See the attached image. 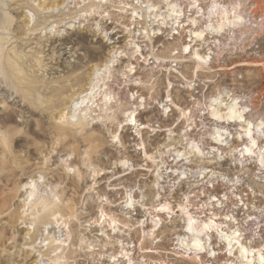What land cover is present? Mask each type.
<instances>
[{"label": "rangeland", "instance_id": "rangeland-1", "mask_svg": "<svg viewBox=\"0 0 264 264\" xmlns=\"http://www.w3.org/2000/svg\"><path fill=\"white\" fill-rule=\"evenodd\" d=\"M192 1H177L185 10L181 23H191L193 14L201 16L186 4ZM217 1L230 9L238 3L236 10L244 22L220 34L208 33L206 44L192 43L201 48L200 54L209 56L207 64L196 71V62L179 49L180 42L190 38L188 33L171 36L170 29L163 27L157 37L150 35L149 39L143 34L145 20L159 23L157 14L149 9L156 7L159 13L164 9L161 0H106L104 4L98 0H0V264H125L118 255L114 263L110 260V255L120 252L121 242L128 252V245L135 244L134 258L143 257L148 263L198 264L193 258L176 257L174 243L182 233L178 206L184 201L196 220L217 215L218 221L225 222V217H233L236 224L229 226L236 228L238 223L240 230L254 238L258 236L253 231L260 226L262 240L255 242L264 244V184L253 177L258 165L233 166L227 157L213 163L194 157L188 163L185 157L171 161L175 146L179 148V134L168 138L165 131L174 128L176 133L193 136L205 148L215 146L210 143V126L219 122L210 115L209 107L218 106L213 103L215 98L224 104L228 95L240 97L250 119L264 121V0ZM211 2L198 0L200 5L193 7L205 13L211 11ZM136 8L143 12L141 22L134 21L140 18ZM45 19L46 23H39ZM201 22L198 25L205 24ZM77 40L99 51L77 71L82 72L80 81L73 79L76 73L62 70L65 63H73L69 51ZM61 42L67 43L60 46ZM133 43L142 45L145 61L134 53ZM181 56L188 61H180ZM174 57L179 60L166 62ZM129 63L137 65L136 73V69L128 72ZM240 63L247 64L237 65ZM170 65H176L180 73L170 70ZM60 87L63 92L58 91ZM137 87L146 99L144 107L138 106ZM167 92L184 115L176 107L167 115L159 114L156 102L165 100ZM126 107H135L136 113L140 110V121L157 124L163 131L150 127L140 130L139 136L134 123L123 121ZM6 114L11 120L5 119ZM141 139L153 158L144 155L143 146L133 144ZM231 140L238 144V139ZM184 147L187 145L180 149ZM160 152L165 154L160 157ZM163 162L162 171L167 168L168 177L163 176L156 185L163 189L158 200L169 201L177 217L165 219L158 230L160 241H155V249L159 253H142L151 247V239L143 237L137 226V219L145 218L144 212L136 202L134 210L127 209L123 201L131 190L138 200L143 192L150 205L156 197L152 174L155 165L163 166ZM170 164L185 165L182 169L189 177L180 179L182 175L172 173ZM140 165L146 170L137 169ZM204 170L213 174H202ZM29 175L40 181L35 200L27 204L28 191L22 185L30 179L22 178ZM228 178L230 182L241 179L233 194L224 193L227 186L222 181ZM237 197L248 210L236 206ZM43 216L46 218L39 222ZM110 217L116 220V233ZM211 244L220 250V259L213 264L229 258L214 236Z\"/></svg>", "mask_w": 264, "mask_h": 264}, {"label": "bare ground", "instance_id": "bare-ground-1", "mask_svg": "<svg viewBox=\"0 0 264 264\" xmlns=\"http://www.w3.org/2000/svg\"><path fill=\"white\" fill-rule=\"evenodd\" d=\"M49 1H53V0H49ZM177 1L178 0H161L162 8H164V9H162L159 13L157 12L156 7L149 9V10H152L154 13L157 14L156 16L159 18L158 19L159 23H154V21L152 19H151L152 22L149 21L150 19L145 20V25L143 28V34H145V37L147 36V38H149V39H150V35H151V37H157L159 35H162L161 31H160L161 28L163 29V27H166V28L170 29L171 36L179 35L181 37L182 32L185 31L186 33H188V36L190 38L187 39L186 43L181 41L180 45H179V49L181 50L182 55H184L185 57L190 58V60H193L196 62L194 68L197 69L196 71H200L198 68L200 67V65L207 64V62L209 60V56L200 54L199 51L201 50V48L200 47H193L192 43L201 42L202 44H206V39L208 38L206 35L208 33L220 34L223 31H225V28H227V30H229L231 28L239 27L240 24L242 23V21L244 20L242 14H240L239 11L236 10V7L240 6V5H237L238 4L237 3L236 7H232L230 9L227 6H225L224 3L221 4L217 0H213V2L210 3L211 6L208 7V8H210L211 11H206V12L204 11L205 13H203L201 11L202 8L196 7L197 9L200 10V11H198V10H195V7H193V5L195 6V4L200 5V3H198V0H193L192 2H188L186 4L190 5L191 8L194 9V10L192 9L191 12H196L197 14L200 12L201 16H197V17H200V18L203 17L201 20H202V22L204 21L205 24H203L201 22V20H199L202 23V25H198L199 21H198V19H196L197 17L194 14H193L194 16L192 15V18L190 20L191 23H181L182 22L181 19L184 16L185 10L183 7L184 5L181 6L182 4H179L181 2H177ZM188 1H191V0H188ZM101 3L102 4L106 3V0H98V4H101ZM183 4H185V3H183ZM233 5H234V3H233ZM139 6L144 8L145 4H144V6H142V3H140ZM216 6H218V8ZM28 8H29L28 11H32V6H31V8L28 6ZM208 8H206V9H208ZM223 8H225L226 10H224ZM149 10L147 9L146 12L149 13L150 12ZM139 11L136 8L135 13L139 14L140 18H135L136 20H134V17H136V16L132 17V19L135 22H137V21L141 22L139 20H142L141 16H142L143 12L140 14ZM205 14H207V15H205ZM150 16H151V14L148 17L152 18ZM219 16H220V18H218ZM47 21L48 20L45 19L39 23H46ZM213 21L215 23H212ZM155 22H156V20H155ZM42 25H44V24H42ZM0 35H1V32H0ZM65 43H67V42H61V43H59V45L62 46ZM70 43H72V42H70ZM85 43L81 42L80 40H77L72 44V47L69 51V54H70V57L74 58V61H73V63H70V62L65 63V65L62 68V70H65L66 73H70V74L76 73L73 77V79L75 81L81 80V73L82 72L78 73L77 71H79L80 69H82L84 67V64H85L84 60H87V61L92 60L94 57H97L99 54L98 47H95L93 45L89 46L88 44H85ZM133 44L136 45V49L134 50V53H136V54L140 53V55L143 57V61H145L144 60L145 56H144V51H143L142 45H140L139 43H133ZM1 47H2V45L0 43V51L3 49ZM79 50L83 52L82 55L77 54V52ZM62 55H65V53H62ZM181 57L183 58V56H181ZM176 59H177V57H174V59L166 60V62H170V63H172L174 61L177 62ZM177 60H179V59H177ZM180 61L186 62L188 60H184V58H183ZM246 64L247 63H240L237 65L242 66V65H246ZM127 67H129L128 72H132V71H134V69H136V71H134V72L135 73L137 72V65H133V63H129L127 65ZM174 67H176V65H170L169 69L172 70L174 73H180L177 70V68H174ZM233 67L234 66H231L230 68H233ZM10 68H12V67H10ZM186 82L188 83V85L192 84V81L187 80ZM168 84H170L169 81H168ZM193 86H194V84H193ZM188 88L190 89V87H188ZM58 91L63 92L64 87L58 88ZM135 92L138 94L139 87H137V90ZM126 94L128 95V92H126ZM132 95H133V93L131 94V96ZM228 97L229 98L227 99V101L228 100H230V101L223 102L224 104H220L222 99H220V101H219V100H216V98L214 97L215 99L213 100V103H216L215 105H218V106H210L209 107L210 108V115L217 120V123L219 122L218 124H216L214 126H210V129L213 130V132L210 131L211 132L210 133V141H211L210 143L219 145L220 147H218V146L216 147V145L215 146L213 145V146H209L208 148H205L199 141L196 140V138H194L193 136L189 135L186 132L185 133H180V132L176 133L173 130L174 128L172 130H171V128L165 129V131H167L168 138L179 134V140H178V142H180V144L178 145L179 148H176V146H175V151H173L172 155L174 153H176V156L173 157V159L171 161H178L179 159L182 160V157H185L187 160V163H188L191 161V160H188V158L191 159L192 157H194L195 159H197L201 162L213 163V162H216V160L220 161L224 157H227L230 161V165H233V166H245V165H249L251 162H255L258 165V168L255 171V173L253 174V177L258 183L264 184V130H263L264 121L260 120V119L259 120L250 119L249 116L247 115L248 113H247L246 104H243L241 101L239 102L240 97H238L236 95L235 96L234 95H228ZM138 98L140 99V103H138V106L144 107V105L146 104L145 97H143V95L139 92ZM156 103L160 104V106L158 107V108H160V112H161V113L159 112L160 115H167L169 112H172V108H175V107L180 110L182 115L185 114L184 110L175 104V101L172 99V97L170 96V94L168 92L166 93L165 100H163V98H162L161 101L159 100ZM112 106L113 105L110 104L109 109ZM136 110L137 109L135 107L124 109V111H123L124 120L123 121H126V123H131V124L134 123V125L136 126L135 131L138 132L139 136L142 133L140 130L148 129L150 127L156 126L157 129H153V130L163 131L160 129V126L157 124L152 125L151 123H147L148 122L147 120H146L147 121L146 123L140 121L141 111L139 110L136 113ZM5 119L11 120L10 115L6 114ZM224 122L226 124H224ZM211 125H213V124H211ZM134 136H136V135H134ZM232 138L238 139V144L233 145V142L231 140ZM133 140H134V137L132 138V141ZM133 144L135 146H138V145L143 146L144 155L146 157L148 156L149 159L154 157L153 154L149 155L148 152L146 151L144 140H142V139L139 141L136 140L135 142H133ZM182 145H187V148L184 147L183 150L180 149V146L182 147ZM166 147H169V145ZM166 152H168V150ZM160 153H161L160 157L163 156L162 154H165L164 152H160ZM175 158H177V159H175ZM212 158H215V160L211 161ZM145 160H146V158H145ZM162 164H163V166L155 165V166H157V168L154 171V173L152 174L153 185H154V187H156V192L154 193V196H156V197H155L154 201H152L150 203V205H147L148 203H146L144 201V199H143L144 195H142L143 192L141 193V191H139L141 193V200L136 199L135 196L133 195L132 191L130 190L129 193H127V195H126V199L123 201L125 203L127 209L134 210L135 209V202H136L138 205L136 207L141 208V210L144 212L145 218L137 219L138 225L137 224L136 225L141 228L142 233H143V237L146 235V237L151 239V244H150L151 247H150V249H146V250L142 251V253H155V254L159 253L157 251L158 249H155L156 244L158 243V241H160V239L157 237L158 233H159L158 230L164 224L165 219H167V218L168 219H170V218L175 219L177 217V215L174 214L175 211L171 207V203L169 201L163 200V201L159 202V200H158V198L160 197V191L163 189H162V186L159 187L156 185L159 183V181L161 179H163V176H164V178L168 177V175L165 176L167 174V172H166L167 168L163 169V171H162V168L164 167L165 163L163 162ZM140 166L141 167H139L137 169L146 170L144 165H140ZM169 166L172 169V173L177 172L178 175H180V174L182 175V176H180L181 177L180 179H186L187 176L190 174L189 172H185V170L182 169L183 166H185V165H183L179 168L176 166V164H174V165L170 164ZM129 167L132 168V165H129ZM170 168H169V170H170ZM203 169H204V167H203ZM24 170H27V168H25ZM160 170L164 173H160L161 172ZM207 172L213 174L212 170H209V171L204 170L201 173L203 174V173H207ZM38 173L40 174V176L42 178L43 173L41 171H38ZM126 173H130V172H126ZM120 175H123V174H120ZM169 175H171V174H169ZM192 175H193V172H192ZM192 175H191V177H192ZM202 176L204 177V175H202ZM210 176H211L210 178H212V175H210ZM216 178H217V176H216ZM22 179H30V182L26 181L22 185L23 187H25V192L27 193V191H28V196L26 197V201L28 204L32 200H35L34 197L37 196V190H38L40 180H36V179L33 180L32 176H30V175L25 177V178L23 177ZM50 179L52 180V176H50ZM223 179H225V177ZM228 179H226V181L225 180L222 181V183L227 186V191H225L224 193L233 194L234 191H237V183L240 182L239 180H241V179H236V180L233 179V180H231V182H230V179L229 180ZM54 180H52V181L55 182ZM179 182H180V180H179ZM234 182H236V183L234 184ZM201 183H204V182H201ZM18 185H19V189H20L21 184H18ZM248 189L251 193L255 192L252 189V187H248ZM54 195H56V193H54ZM222 196L224 197L225 195H222ZM185 197H186V195H185ZM184 199L187 200L186 198H184ZM225 200H226V197H225ZM236 202H237L236 206L238 204H241L243 206L245 205L244 200L241 197H237ZM184 203H185V201H184ZM184 203L179 204V206H178L179 212L181 211V215L178 216V218L181 219L180 230L182 231V233H178L176 235V240L174 243L175 249L178 250L176 257H187L188 259L193 258L194 260H196L198 262V264H203L204 262L209 261V260L212 262L211 264H213V262H218L220 259V256H219L217 251L220 252V250L219 249L215 250V248L211 244L212 238L214 236L216 238V240L218 241V243H220L219 246L223 245V247L221 249H225L224 254H226L229 257V258L225 257V259H223L224 261H222L221 263H218V264H237V263L238 264H264V252H263L264 251V244L260 245V242L259 243L257 241H256L257 243L255 242V239H257L259 241V239H258L259 235H258V238H254L253 237L254 234H252V233H251L253 235L252 237L247 236L246 233H248V232H244V234H243V230L239 229L240 226L238 223H237L236 228H233V227L231 228V225L229 226V224H232V225L236 224V223H234L235 222L234 220H236V219H234L233 217H229V218L225 217V222H224V220L218 221L217 220L218 216L216 215L217 216L216 217V216H214V214H212L214 216L212 218H209V217L207 219H200L199 218L198 220H196L194 218V216L187 211L188 206H186V204H184ZM244 210H248V206L247 207L244 206ZM101 215H104V214H101ZM141 217H143V216H141ZM43 218H44V216L40 219L39 222H41L43 220ZM222 219H224V218H222ZM110 220H111L110 224L113 223L112 224L113 226L111 229H112L113 233H116L119 230L117 228V226H115L116 220L112 217H110ZM226 222H228V224ZM25 223H26V221H25ZM172 224H173V222H172ZM155 241H157V243ZM263 242H264V240H263ZM126 244H128V243H126ZM124 247L125 246H124L123 242H121L120 252L118 254L110 255V260L112 261V263H114L117 260L116 256L118 255L124 260L125 264H167L166 261L165 262L164 261H162V262L154 261L153 263H148L146 261V259H144L143 257H140V259L134 258L135 255H134V253H132V251H133L132 248L135 247V244L131 243L128 245V248H131L130 252L126 251L124 249ZM161 252H162V250H161ZM178 253H180V254H178ZM206 258L209 260H206Z\"/></svg>", "mask_w": 264, "mask_h": 264}, {"label": "built area", "instance_id": "built-area-1", "mask_svg": "<svg viewBox=\"0 0 264 264\" xmlns=\"http://www.w3.org/2000/svg\"><path fill=\"white\" fill-rule=\"evenodd\" d=\"M253 219L256 220V217H253ZM258 223H259V221L257 222V224H258ZM255 224H256V222H255ZM259 227H260V226H258V227H257V230L255 229V231H253V232L256 233V237L259 235V238H258V239H259V241H260L261 238H262V234H261V232H260L261 229H260ZM243 234H244V232H243Z\"/></svg>", "mask_w": 264, "mask_h": 264}]
</instances>
